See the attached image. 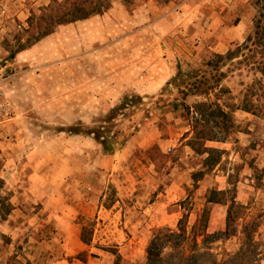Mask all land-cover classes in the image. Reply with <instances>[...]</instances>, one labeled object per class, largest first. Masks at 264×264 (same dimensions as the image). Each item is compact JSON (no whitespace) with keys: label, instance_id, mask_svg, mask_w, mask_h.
Returning a JSON list of instances; mask_svg holds the SVG:
<instances>
[{"label":"rangeland","instance_id":"obj_1","mask_svg":"<svg viewBox=\"0 0 264 264\" xmlns=\"http://www.w3.org/2000/svg\"><path fill=\"white\" fill-rule=\"evenodd\" d=\"M82 1L0 0V264H264V0Z\"/></svg>","mask_w":264,"mask_h":264},{"label":"trees","instance_id":"obj_2","mask_svg":"<svg viewBox=\"0 0 264 264\" xmlns=\"http://www.w3.org/2000/svg\"><path fill=\"white\" fill-rule=\"evenodd\" d=\"M89 3H91V2L85 0V1H82L81 3L74 4L72 6V8H70L66 13H63L61 16H58L57 18H55V20H52V21L57 23V24L73 22V21L89 18L90 16H92L94 14L102 13L108 9V5H106V4H105V6H103L102 4H98L96 6H91ZM86 5H90L91 7L88 8ZM52 32H53V29H51V28L47 29L40 36L35 38V40L33 42H31L28 47H31L33 44L38 42L41 38L51 34ZM253 38L257 39L258 44H260V45L262 43L264 44V21H262L261 19H259L257 24H256L254 34L250 35L248 37V39H250V40ZM24 49H26V46L22 45L20 47V50H14L11 54L12 57L15 56V54L17 52L24 50ZM228 53L227 54H218L217 59L224 60L226 58L232 57V54L231 53L228 54ZM179 75L181 77H179ZM179 75H178V77H176V79L184 78L188 74L179 72ZM193 85H194V83H192V85H191V90L193 88H196V92L192 91L193 93H201V94H206V95L209 94V89H210L209 86L207 88H201L202 86L199 84H197L196 87ZM203 85H205V84H203ZM205 114H206V112H204V115ZM204 115L202 114V117ZM202 120L197 119L196 122H194L193 127H194V129H196V128H198L199 125L203 126L201 128L202 130L200 129L199 131H197V137H198V139L203 140L202 143H204L207 140L215 139V137L209 136V134H210L209 132H212V130L209 127H207V124H201ZM100 136H102V135H100ZM102 142H103L106 149H109V150L113 149L112 147H110V145H108V143L106 142L104 137H103ZM215 151H216V148H213V147L206 148L205 147L204 152H207L209 155L207 158L204 159V165L203 166H204L205 170L198 172L199 175L203 176L204 174H206V172L208 170L213 169L217 165V163L220 161V158L218 157V155H216L214 153ZM231 219H232L231 208L229 207V209H228V227H227L226 231H224L222 234H226L229 231V226H230L229 220L231 221ZM84 233L85 232H83V234ZM174 236L180 238L179 239L180 241L177 243L181 244L183 242L184 238L186 237V226L180 225L178 231H174V230L170 229L169 227H164V228L158 229L156 231V233L154 234V236L151 239L150 244L147 248L148 258H149L150 264L151 263L153 264V261L156 258L160 257V255L163 253V251L165 250L166 247H168V246L175 247L176 244H174V243L176 241H174ZM84 242L88 243V240L84 238Z\"/></svg>","mask_w":264,"mask_h":264},{"label":"built area","instance_id":"obj_3","mask_svg":"<svg viewBox=\"0 0 264 264\" xmlns=\"http://www.w3.org/2000/svg\"><path fill=\"white\" fill-rule=\"evenodd\" d=\"M0 108H3V104H0Z\"/></svg>","mask_w":264,"mask_h":264}]
</instances>
